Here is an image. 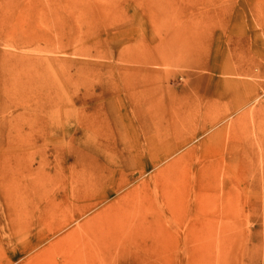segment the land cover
Here are the masks:
<instances>
[{
  "label": "rangeland",
  "instance_id": "obj_1",
  "mask_svg": "<svg viewBox=\"0 0 264 264\" xmlns=\"http://www.w3.org/2000/svg\"><path fill=\"white\" fill-rule=\"evenodd\" d=\"M0 264H264V0H0Z\"/></svg>",
  "mask_w": 264,
  "mask_h": 264
}]
</instances>
